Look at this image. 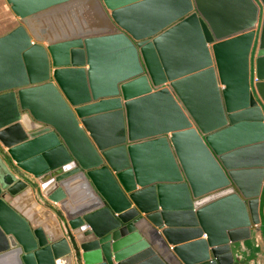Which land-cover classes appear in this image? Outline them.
I'll return each instance as SVG.
<instances>
[{
    "label": "water",
    "instance_id": "95a60500",
    "mask_svg": "<svg viewBox=\"0 0 264 264\" xmlns=\"http://www.w3.org/2000/svg\"><path fill=\"white\" fill-rule=\"evenodd\" d=\"M0 264H233L264 240V0H6Z\"/></svg>",
    "mask_w": 264,
    "mask_h": 264
},
{
    "label": "crops",
    "instance_id": "0c3cea01",
    "mask_svg": "<svg viewBox=\"0 0 264 264\" xmlns=\"http://www.w3.org/2000/svg\"><path fill=\"white\" fill-rule=\"evenodd\" d=\"M10 22L15 26L18 18L6 0H0V35L5 32L3 29ZM234 252L237 260L233 264H264V240L260 231L252 230L250 238L239 242Z\"/></svg>",
    "mask_w": 264,
    "mask_h": 264
},
{
    "label": "rangeland",
    "instance_id": "374dc122",
    "mask_svg": "<svg viewBox=\"0 0 264 264\" xmlns=\"http://www.w3.org/2000/svg\"><path fill=\"white\" fill-rule=\"evenodd\" d=\"M11 25H12L11 22L6 25V28L3 29V30H5V32H3V34L7 33L9 31L8 29H10V28L12 29L14 27L13 25L12 26ZM3 34H1V35H3Z\"/></svg>",
    "mask_w": 264,
    "mask_h": 264
}]
</instances>
